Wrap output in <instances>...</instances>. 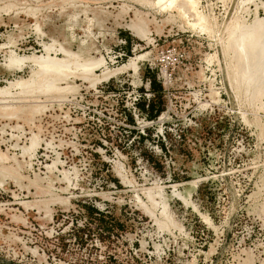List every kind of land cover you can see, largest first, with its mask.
<instances>
[{
    "label": "rangeland",
    "instance_id": "374dc122",
    "mask_svg": "<svg viewBox=\"0 0 264 264\" xmlns=\"http://www.w3.org/2000/svg\"><path fill=\"white\" fill-rule=\"evenodd\" d=\"M262 22L264 0H0V88L37 69L10 52L105 63L0 93V264H264L263 45L236 47Z\"/></svg>",
    "mask_w": 264,
    "mask_h": 264
},
{
    "label": "bare ground",
    "instance_id": "6f19581e",
    "mask_svg": "<svg viewBox=\"0 0 264 264\" xmlns=\"http://www.w3.org/2000/svg\"><path fill=\"white\" fill-rule=\"evenodd\" d=\"M262 21V19H261ZM260 21V22H261ZM259 23V22H258ZM262 25L263 22H262ZM258 27V25H257ZM256 27V28H257ZM261 27V26H260ZM139 28V27H138ZM250 28V27H249ZM254 28V29H256ZM263 28V27H262ZM254 29H253V33L249 32V34H247L246 32V36L244 37L243 35L241 36L240 38V42L239 44L237 43V41H235L237 44H236V47H239L241 48H244V49H248V48H255L256 46H259V45H263V47H261V49L259 50V53L257 51V53L261 56L262 58V55L264 54V33L261 32V30L259 28V31H256L254 32ZM248 30V29H247ZM244 31V30H243ZM264 31V30H263ZM137 33L140 34L141 36H145V33L143 32V29L142 30H137ZM234 35V34H233ZM232 35V36H233ZM239 38V37H238ZM235 46V45H234ZM47 47V46H46ZM48 48V47H47ZM257 48V47H256ZM263 48V49H262ZM254 50V49H253ZM238 51V49H237ZM242 51H244L242 49ZM250 51V50H248ZM247 52V51H246ZM241 53V52H239ZM243 53V52H242ZM245 53V52H244ZM243 53V54H244ZM256 53V52H254ZM249 54V53H248ZM235 55V54H234ZM239 55V54H238ZM242 55V54H241ZM245 55V54H244ZM255 55V54H254ZM258 55V56H259ZM243 56V55H242ZM249 56V55H248ZM255 57V56H254ZM257 57V56H256ZM52 58V57H51ZM40 58V57H36V56H26V57H18L16 56V54H14V52H10V55H9V58H8V61H10L11 63L15 64V65H24V62H33L36 66H37V69L36 70H32V73L30 75V77L28 79H18L14 82H9V87L10 86H20V87H24V88H29V90H24V92H48V91H53L55 90V86H54V82L56 80V78L62 74V73H76L77 71H80L81 73H84L86 75H88L89 73L92 72V70L96 67H99L101 65H104V59H99V60H96V61H92V62H86V63H83V64H80L78 67H75L73 66V64L71 65L70 63H66L67 61H52L53 58ZM142 58V55L140 56H137V57H133L132 60L129 61L128 64H126L124 67H131V68H134L136 69L137 67V62L136 60L138 59H141ZM247 58V57H246ZM245 58V59H246ZM253 58V57H252ZM259 58V57H258ZM257 58V59H258ZM259 58V60L261 59ZM240 59V58H239ZM256 59V58H255ZM264 60V58H262ZM244 60V59H243ZM262 61V60H261ZM262 63V62H261ZM252 64V63H251ZM76 65V64H75ZM259 65V64H258ZM253 66V65H252ZM262 66V65H261ZM123 67V68H124ZM247 67V66H246ZM258 67V66H257ZM260 67V66H259ZM262 68H264L262 66ZM259 69V68H258ZM260 70V69H259ZM108 71V70H107ZM258 71V70H257ZM107 73V72H106ZM111 73V72H110ZM109 73V74H110ZM109 74H107L109 76ZM249 74V73H248ZM256 74V72H254V75ZM262 74V73H261ZM62 76V75H61ZM264 76V75H263ZM56 77V78H55ZM263 85V84H262ZM9 87H5V88H0V93H6L4 95H7V93H10L9 92ZM22 92V91H21ZM36 136H32L30 138V144H31V147H30V150H32V148L35 147L34 144L37 143V140L35 138ZM36 142V143H34ZM34 145V146H33ZM37 147V146H36ZM27 151V150H26ZM3 157V158H2ZM1 160H5L7 159L6 156H3L1 155ZM57 161H54L53 162V165L56 163ZM52 165V166H53ZM50 167V166H49ZM64 179H67L66 176H64Z\"/></svg>",
    "mask_w": 264,
    "mask_h": 264
},
{
    "label": "built area",
    "instance_id": "2783aa9c",
    "mask_svg": "<svg viewBox=\"0 0 264 264\" xmlns=\"http://www.w3.org/2000/svg\"><path fill=\"white\" fill-rule=\"evenodd\" d=\"M152 64H153V67H156V68H158L157 67V65H158V63L156 62V63H154V62H152ZM157 64V65H156ZM162 73V79H165V78H168L169 79V77H170V73H167V69L165 68L164 69V71H161ZM139 98H140V95H138V97L135 95L134 97H133V101H132V104L134 105V104H136V102L139 100ZM134 108H135V106H134Z\"/></svg>",
    "mask_w": 264,
    "mask_h": 264
},
{
    "label": "trees",
    "instance_id": "16d2710c",
    "mask_svg": "<svg viewBox=\"0 0 264 264\" xmlns=\"http://www.w3.org/2000/svg\"><path fill=\"white\" fill-rule=\"evenodd\" d=\"M150 84H151V86H152L153 88H155V84H154L153 80H150ZM149 104H150V103H149ZM149 104H148V106H149ZM151 108H152V106H151Z\"/></svg>",
    "mask_w": 264,
    "mask_h": 264
}]
</instances>
